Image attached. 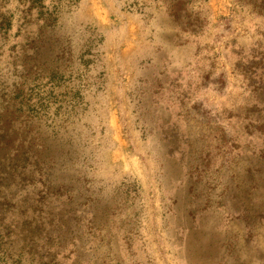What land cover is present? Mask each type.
<instances>
[{"label":"rangeland","instance_id":"obj_1","mask_svg":"<svg viewBox=\"0 0 264 264\" xmlns=\"http://www.w3.org/2000/svg\"><path fill=\"white\" fill-rule=\"evenodd\" d=\"M0 264H264V0H0Z\"/></svg>","mask_w":264,"mask_h":264}]
</instances>
